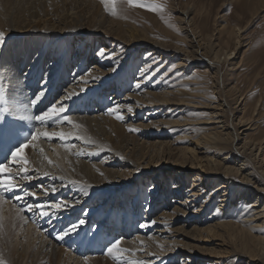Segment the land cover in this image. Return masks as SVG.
I'll list each match as a JSON object with an SVG mask.
<instances>
[{
  "label": "bare ground",
  "instance_id": "1",
  "mask_svg": "<svg viewBox=\"0 0 264 264\" xmlns=\"http://www.w3.org/2000/svg\"><path fill=\"white\" fill-rule=\"evenodd\" d=\"M68 3V0H0V32L5 34V45L0 49V88H3L6 97L22 106L28 104L29 100L40 93L42 88L46 89L45 94L34 105L30 106L26 113H20V115L34 116L43 112L52 103H50L51 95L55 97V101L57 98L62 99L65 92H75L78 95L73 98L74 102L67 101L70 110L67 114L72 115L73 120L83 126L82 129L78 130L79 133L90 137L94 141L92 145H85L79 140L70 139L68 142L76 144L77 147L72 152H68L62 147V142L58 138H53L51 141L41 139L37 141V144L44 149V154H40L31 147L25 150L31 162V167L33 169H40V172L38 174L30 172V175L34 174V179L31 182L23 181L22 183L32 189H35L39 185H55L60 189L49 197L42 196L41 202L64 198L70 202H78L74 203V207L63 211L59 218L53 217L51 223L48 222L47 218H38L31 213L24 212L19 215L17 214L13 204H17V207H19L20 203H35L34 198H27L26 201L19 203L13 201L12 203L0 206V217H2L0 219V225H2L0 227V254L7 261V264H36V261L42 258H48V264H87L88 262H91V264H117L116 260L108 254L106 257L85 256L88 248L84 245V237L87 238L86 233L89 232L92 221L101 214V219L107 223L111 222V219H107L108 217L97 205V202L95 203L96 195L98 197L103 195L104 199L107 200L108 197L106 195L110 191L117 189V187H125L129 182L123 184L124 181L120 176H124L126 170L121 164L123 166L134 167L133 159L136 156L135 144L132 142L133 146L125 145V138H123L125 136L124 127L114 122L115 120H109L104 117L105 113L108 112L107 110L100 114L94 113L98 112L95 107L97 105L96 102L101 101L103 104V101L99 99L101 98L99 94L103 93V90L105 92L109 89L108 83L110 79H112L113 74H119L121 69L114 73L106 70L104 65L108 59L100 51L96 55H93L90 71L86 73L83 67L80 71L75 72L76 69L72 66L70 58L72 42L76 40H89L91 37L104 40L103 38H105L106 34H112V32L104 30L105 26L103 27L102 24L95 26V28L89 27V23L87 24L82 14L78 10L70 8ZM50 7L53 8V12L50 11ZM55 17H57V20H52ZM56 37H59L61 41L67 40L68 43L67 51L61 56V62L54 67L55 64L53 65L50 61H45L52 54L51 51L49 50L50 52L46 53L45 59L43 58L45 52L39 54V51L42 47L43 39L50 38L51 40H56ZM125 45H133L140 48L145 45V42L133 39L125 42ZM146 46H148L147 48L151 57L147 68L157 66L165 59L164 65L161 64L153 68L152 75L161 71L165 63L168 62L167 60L177 57H181L178 64L183 67L190 60L192 62L198 61L204 63L212 68H217L218 66L217 52L211 63L202 61L199 57L191 55L189 50L181 46H171L160 41H147ZM200 46L205 48L203 43ZM234 57L233 51L228 53L227 58L232 59ZM214 74L217 76V71ZM42 78L47 81L46 84L42 83ZM103 83L106 87L100 86ZM52 89H55L57 92L54 93ZM167 91L161 93L146 91L141 96L129 92L115 99L113 107L119 105V111L124 110L132 106L131 103L136 98L134 103L139 102L142 105L137 107L138 110L143 111L146 106L170 105L167 108L168 110H166L167 112L165 111V114L169 115L172 111L179 109L182 103H184L182 101L185 100L179 98L184 92L183 90H177V92L175 89L172 91L169 89ZM46 96H49V104L44 106V102L42 101ZM117 96L118 94L114 98ZM174 100H177V102L175 103ZM109 102L110 98L106 96L104 103L107 107L104 106V109L108 108ZM175 105L179 107L173 108ZM219 105L221 104L209 106L211 111H209L210 116L206 123L212 126L208 128L207 132L199 134L201 136L192 142L196 145L193 148H189L187 152L194 154L197 152V148L203 146L204 142L210 141L214 144L213 147L218 149L217 152L225 151L226 155L221 158V154H218L220 160L213 159V156H206L204 160L203 158H197L196 167L202 173L200 176H195L194 183L190 187L185 185L186 180L182 176H177L176 182L170 189L174 196L170 199V203L165 204L168 210L172 209V212L170 213L165 210L160 216L163 220H154L158 226L154 228L150 236L148 235L149 237L138 234L135 237L129 238L132 233L130 227L134 226L130 222V215L125 219L127 224L123 226L120 234L117 232V228L110 233L117 237L124 236L125 239L122 238L121 246L134 250L136 252L134 257H153L154 259L150 263L160 264L161 261L158 258L161 256H165L167 258L165 263H169L171 261L174 262L180 254L186 252L188 254L183 255V261L180 264H192L193 258L199 257L197 252L207 255V252L202 253L198 250H189L192 243L193 247L198 246L194 242H202L201 238L193 237L188 232L185 234L182 230L183 226L168 227V224L180 218L183 220L182 225L201 223L203 220L197 218L201 213L192 215L193 212L190 211V208L202 197H205L202 207L206 206L205 204L207 203H212L217 196L220 198L217 208L209 218L210 220L217 217L218 220L202 229L213 231L219 228L238 227L237 225L244 229H254L264 226V148L258 147L256 144H249L247 140L243 142L242 146L238 147L235 141L241 140V135L248 129L241 128L245 126L243 123L245 121H241L240 119L238 124L234 122L236 136L232 135L230 137L229 134L231 132L228 131L230 123L228 125L227 120H224L225 110ZM180 122L179 117L174 120L161 119L159 122L146 125L138 123V125L144 128L150 127L152 124L178 126L182 125ZM14 123L25 135L29 134L34 127L40 126L39 122L26 119H16ZM236 125L239 126L236 127ZM61 128L65 132L72 130L67 125H61L56 128L49 126L48 130L59 131ZM111 129H116L117 134L109 137ZM159 134H162V128H158V135H155L159 136ZM228 140L230 141L227 142ZM157 143H160V141L155 140V145ZM81 149L92 154L82 156L74 154ZM106 153L108 159L102 157V163L107 164V167L99 162H91ZM205 153L212 154L213 152H210L208 148ZM44 155L53 161V163L49 164L48 160L44 159ZM110 157H113V160L110 161ZM84 158L88 162H85ZM255 158L258 159L259 165H263L261 171H257L256 168L252 167L253 159ZM185 160L183 158V163ZM233 160H235L234 164L231 163ZM115 165H120V167H110ZM210 166L213 169L208 170L207 167ZM251 169H253L252 172L250 171ZM99 171H104L105 176H101ZM44 172H49L52 176L56 177L65 176L67 179L77 180L89 185V195L83 196L77 188H73L70 185L68 187L62 186L59 179L52 180L50 176H44ZM110 176L114 180H111ZM158 178L160 176L155 174L153 180L157 181ZM109 180L114 184L113 186L108 184ZM219 180H221L219 186L214 188L213 186ZM115 184H117V187H115ZM160 186V190H169V186L165 180L155 185V189H158ZM184 193L186 195H183ZM10 198L11 194H9ZM237 203L238 205L236 206L241 208L242 211L238 214V219L235 221L232 219V216L237 215V211L236 213L232 212L230 207ZM199 211L202 212V209ZM22 217H27L28 222L25 223ZM78 219H86V225L81 228L78 234H72L64 240H57L55 238L61 228ZM148 220L149 218L147 217L143 221V224L148 225L146 229L153 225L151 222L147 223ZM106 222H103L104 230L105 226H108ZM163 224H166V226H163ZM103 229L101 230L102 232ZM109 230L106 229L105 231L109 232ZM179 235H183L184 239H178ZM103 238H101L102 242L104 241ZM185 238L186 240H191V242L186 241ZM106 241L108 243L109 238ZM87 242L89 243L88 238ZM161 245L163 248L160 247ZM219 245L222 246V244ZM260 247L264 250V237L261 238ZM220 256L216 251L208 252L209 260L202 262V264H224V261L218 260ZM257 259L259 258H250L245 263L255 264Z\"/></svg>",
  "mask_w": 264,
  "mask_h": 264
},
{
  "label": "rangeland",
  "instance_id": "2",
  "mask_svg": "<svg viewBox=\"0 0 264 264\" xmlns=\"http://www.w3.org/2000/svg\"><path fill=\"white\" fill-rule=\"evenodd\" d=\"M68 2L70 8L76 9L82 14L87 24L89 23V27L95 28L102 24L103 27L105 26L104 30L112 32V34H106L104 40L91 37L89 40L72 42L70 58L72 66L76 69L75 72L80 71L83 67L86 73L90 71L92 57L100 51L109 61L104 65L106 70L114 73L121 69L119 74H113L108 83L109 89L105 92L103 90V93L99 94L101 97L99 99L103 101V104L100 101L101 105L96 107L98 112L94 113L105 112L115 105V99L129 92L141 96L146 91L155 93L165 92L169 89L170 91L173 89L184 91L179 96L185 100L182 101L184 103L180 107L173 106V108L179 107L180 110H174L169 115L165 113L170 105L146 106L143 111L138 110L137 107L142 105L139 102L134 103L136 98L131 103L132 106L120 111L124 116L123 120L116 119L109 112L104 115L107 119L115 120L114 122L124 127V143L128 146H133L132 142L135 144L136 156L134 159L132 158L134 167L121 164L126 170L125 175L120 176L124 181L123 184L129 182L125 187H117L115 184L117 189L106 195L107 200L103 195L100 197L96 195L95 203L97 202L111 222L107 223L101 219L102 215H100L91 223L89 233L96 238L98 230L100 239L107 235L109 241L106 245L110 244L113 239H125L124 236L117 237L110 233L117 228V232L120 234L123 226L127 224L125 219L130 215V222L134 226L130 227L132 233L129 238L138 234L150 236L158 225L153 224L152 227L146 229L140 227V224H143L147 217L149 218L147 223L156 219L163 220L160 216L165 210L172 212V209L168 210L165 204L170 203V199L174 196L170 189L176 182L177 176H182L186 180L185 185L190 187L194 183L195 176H200L202 173L196 167L197 158L204 160L206 156H213V159L220 160L218 154H221V158L226 155L225 151L217 152L218 149H215L214 144L210 141L204 142L203 146L197 148V152L194 154L187 152L189 148L196 145L192 142L201 136L199 134L207 132L208 128L212 126L206 123L210 116V105L221 104L219 106L225 110L224 120H227L228 125L230 123V128H228V131L231 132L230 137L236 136L234 122L238 124L240 119L245 121L243 122L245 126L241 128L248 129L241 135V140L235 141L238 147L247 140L249 144H256L258 147L264 148V0H141L143 3L163 5L162 11L155 12L132 6L128 0H116L115 15L111 13V0H68ZM72 3L74 4L71 5ZM49 4L51 5V3ZM50 11L53 12L52 7H50ZM52 20H57V17ZM133 39L142 40L145 45L140 48L125 45V42ZM147 41H160L171 46H181L189 50L191 55L211 63L217 52L218 66L212 68L204 63L190 60L183 67L178 64L181 57H177L167 60L163 69L152 75L153 68L161 64L164 65L165 59L157 66L147 68L151 59L148 46H146ZM67 43V40L61 41L59 37H56V40L43 39L39 54L45 52L43 56L45 59L46 53L51 51L52 54L45 61H50L56 67L61 62V56L67 51ZM202 43L205 48L200 46ZM232 51L235 57L227 58L228 53ZM91 53L92 55H90ZM215 71L218 73L217 76L214 74ZM137 84L140 87H137ZM100 86L105 85L103 83ZM117 94L118 96L114 98ZM106 96L110 98V104L107 109H104ZM174 102L176 103L177 100ZM98 103L96 102L97 105ZM129 108L132 109L131 112L128 111ZM179 117L182 125L178 126L152 124V126L144 128L138 125V123L146 125L159 122L161 119L174 120ZM238 126L236 125V127ZM158 128H162V134L159 136H157ZM130 129L137 131H130ZM109 134V137L117 134L116 129H111ZM155 140L160 143L155 145ZM208 148L210 152H213L212 154L205 153ZM102 157L108 159L107 153L91 162H99L106 166L107 164L102 163ZM75 158L77 157L75 156ZM183 158L186 159L184 163ZM86 160L84 161L88 162ZM109 160H113V157H110ZM202 162L205 164L204 161ZM234 162L235 160L231 163L234 164ZM259 164L258 159H253L252 167L257 171L263 169V165ZM110 167H120V165ZM207 169L213 168L210 166ZM250 171L252 172L253 169ZM99 173L101 176H105L104 171H99ZM155 174L160 176L157 181L153 180ZM110 179L114 180L113 177ZM162 180L166 181L169 190H160L161 186L155 189V185L162 183ZM108 182V184L114 185L110 180ZM220 182L221 180L213 187L219 186ZM204 198H200L190 208V211L193 212L192 215L201 213L197 217L203 220L201 223L182 225L183 220L180 218L168 224L169 228L183 226L182 230L185 234L188 232L189 235L202 239V242H194L198 246L193 247L192 243L189 250L207 252V255L197 252L199 257H194L192 264H202V262L208 261V252L212 251L221 255L218 260L224 261V264H246V261L254 257L259 258L255 264H264V250L260 247L261 238L264 237V226L244 229L237 225L238 227L219 228L213 231L202 229L218 220L217 217L210 220L209 218L217 208L220 199L217 196L212 203H207L202 207ZM236 205L238 203L230 207L232 212L236 213L237 211V215L232 216L235 221L242 211ZM200 209L202 212L199 211ZM103 222L108 224L105 226V230L110 229L109 232L103 229ZM101 228L105 233L101 231ZM178 239L183 240V235H179ZM186 241L191 242V240ZM92 242L93 240L89 241V243ZM84 245L89 248L86 237H84ZM101 247L104 245L102 241H99L98 248L94 249L93 253L98 254L96 256L106 257L107 254L106 252L102 254ZM184 254L188 253L180 254L177 260L169 263H165L167 261L165 256L158 259L161 261L160 264H180ZM82 256L84 257V255ZM85 256L95 257L92 254ZM132 258L149 262L154 259L153 257ZM36 264H48V258H42L36 261ZM87 264H91V262Z\"/></svg>",
  "mask_w": 264,
  "mask_h": 264
},
{
  "label": "snow or ice",
  "instance_id": "3",
  "mask_svg": "<svg viewBox=\"0 0 264 264\" xmlns=\"http://www.w3.org/2000/svg\"><path fill=\"white\" fill-rule=\"evenodd\" d=\"M128 3L135 7L146 8L150 11H162L163 5L157 3H143L141 0H128ZM112 8L111 13L116 14V0H111ZM107 7V3L105 4ZM5 45V34L0 32V49ZM42 83H47L43 80ZM137 87H140L137 84ZM46 89L42 88L40 93L36 94L33 98L29 100L28 104L18 105L14 100H9L3 88H0V206L6 203L24 202L27 198H34L35 203L27 202L13 204L16 208L17 214L20 213H31L33 216L38 218H47L48 222H52L53 217L59 218L60 214L74 207V202L68 201L66 198L57 199L54 201L45 200L41 202V197H49L57 193L60 189L55 186H45L39 185L35 189L25 186L22 182H31L34 179V174H38L40 169H33L31 167V162L28 159L25 150L31 147L37 150L40 154H44V149L39 147L37 141L41 139H46L51 141L53 138H58L62 142V147L68 151L72 152L76 149L77 145L74 143H69L70 139H75L81 141L85 145H92L94 141L90 137L82 135L78 130L82 129V125L76 123L73 120L72 115L69 113V108L67 101H73V98L78 94L75 92H65L63 98H57L52 102L43 112L38 115H20L21 112L26 113L28 108L34 105L37 100L45 94ZM74 102V101H73ZM120 106L116 105L113 108L107 109V111L114 115L116 119L123 120L124 116L119 111ZM129 112L132 111L131 108L128 109ZM16 119H26L34 120L39 122V127H34L29 134H24L20 131V128L14 123ZM61 125L70 126L72 130L65 132L63 128L59 131H49V126L53 128L59 127ZM130 131H137L136 129H130ZM77 156H82L87 153L85 150L81 149L74 153ZM44 159L48 160L49 164L53 161L48 159L44 155ZM32 172L34 174L30 175ZM102 174V173H101ZM44 176L49 177L52 180L59 179L62 186L68 187L69 185L73 188H77L83 196L89 195V185L83 184L80 181L67 179L65 176H52L49 172H44ZM9 194L11 198L9 199ZM25 223L28 222L27 217H22ZM2 219V217H0ZM155 224V221L151 222ZM86 225V219H78L77 221L70 222L69 225L61 228L56 234L57 240H64L72 234H78L83 226ZM2 227V225H0ZM140 227L146 228L147 224H141ZM122 238H117L110 243L106 249V254L112 256L117 264H150L149 261L134 259L136 252L131 249H127L121 246ZM163 248V246H160ZM0 264H7V261L0 254Z\"/></svg>",
  "mask_w": 264,
  "mask_h": 264
}]
</instances>
